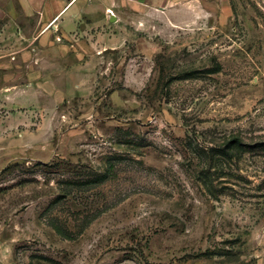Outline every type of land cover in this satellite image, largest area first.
I'll return each mask as SVG.
<instances>
[{"label": "rangeland", "instance_id": "1", "mask_svg": "<svg viewBox=\"0 0 264 264\" xmlns=\"http://www.w3.org/2000/svg\"><path fill=\"white\" fill-rule=\"evenodd\" d=\"M17 13L0 264H264V0H83L41 44Z\"/></svg>", "mask_w": 264, "mask_h": 264}, {"label": "crops", "instance_id": "2", "mask_svg": "<svg viewBox=\"0 0 264 264\" xmlns=\"http://www.w3.org/2000/svg\"><path fill=\"white\" fill-rule=\"evenodd\" d=\"M82 1L83 0H0V22L7 21L8 17L11 19L14 18L13 14H16L18 10H20L21 13H26L28 16L39 13L40 17L37 19V23L38 26L41 25L39 36V38H41H38L36 41H38V44H41L39 40H41L42 43L49 37H51L52 40L54 37L53 35L62 28L63 24L66 25L64 22H66L67 15H71L72 11L76 8V4ZM121 1L124 3L140 2V0ZM148 1L152 4H158L162 0ZM112 2L117 3L118 0H112ZM40 47L42 51L48 49L47 51L52 53L55 52L57 56L62 58L61 60H64V58L69 55L68 46H59L55 44L51 49L44 46Z\"/></svg>", "mask_w": 264, "mask_h": 264}, {"label": "trees", "instance_id": "3", "mask_svg": "<svg viewBox=\"0 0 264 264\" xmlns=\"http://www.w3.org/2000/svg\"><path fill=\"white\" fill-rule=\"evenodd\" d=\"M229 146H228V149H231V150H233V149H235V148H242L244 145L241 143V142H239L238 140H234V141H232V142H230L229 144H228ZM246 146V145H245ZM261 149H264V146H261L260 147Z\"/></svg>", "mask_w": 264, "mask_h": 264}, {"label": "water", "instance_id": "4", "mask_svg": "<svg viewBox=\"0 0 264 264\" xmlns=\"http://www.w3.org/2000/svg\"><path fill=\"white\" fill-rule=\"evenodd\" d=\"M114 17V16H113Z\"/></svg>", "mask_w": 264, "mask_h": 264}]
</instances>
